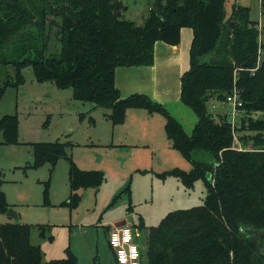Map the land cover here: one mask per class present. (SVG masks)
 <instances>
[{"label": "trees", "instance_id": "obj_1", "mask_svg": "<svg viewBox=\"0 0 264 264\" xmlns=\"http://www.w3.org/2000/svg\"><path fill=\"white\" fill-rule=\"evenodd\" d=\"M227 4L151 0L139 25L123 18L122 0H0V63L15 67L0 94L7 85H19L21 69L29 65L36 80L70 87L73 99L108 109L112 124L123 122L127 108L160 113L171 146L191 168L173 167L158 176L173 175L186 188L203 181L201 204L173 209L147 227L144 264H264V42L258 40L257 21L249 17L250 6L233 0L228 10ZM259 4L264 12V0ZM182 27L192 31L189 66L179 78L180 102L195 115L189 131L163 104L140 92L122 95L114 83L117 66L151 64L154 42L179 43ZM234 91L244 113L239 125L226 113L215 116L207 104L213 95L225 100ZM252 112L263 115L253 118ZM238 130L255 133L237 135L240 148H233ZM0 131L3 144H18L17 115H1ZM29 144L32 166L68 160L69 193L61 204L69 208L78 204L79 189L97 187L104 179L101 170L73 162L69 141ZM1 182L4 212L8 204ZM138 227L145 228L141 218ZM29 235L27 223L0 222V264H43V252ZM45 264H77V259L67 247L63 258Z\"/></svg>", "mask_w": 264, "mask_h": 264}, {"label": "rangeland", "instance_id": "obj_2", "mask_svg": "<svg viewBox=\"0 0 264 264\" xmlns=\"http://www.w3.org/2000/svg\"><path fill=\"white\" fill-rule=\"evenodd\" d=\"M150 1L122 0L128 7L127 11H123V18L143 24ZM232 1L227 0L228 10ZM238 3L250 6L249 17L259 22L258 40L264 42V12H261L259 0H238ZM54 29L50 31V47L55 45ZM182 29V34L186 31L190 35L189 41L182 38V45L188 54L192 31L190 27ZM188 66L189 60L183 71ZM7 67V76L14 77L15 67L12 64H7ZM21 74L23 80L19 85H7L0 94V116L16 114L24 139L69 141L68 156L78 167L98 169L104 173L99 186L79 189L78 204L69 208L61 204L69 192L68 160L59 158L53 166L48 162L32 166L29 146L3 144L0 131L1 190L8 208L18 216L15 218L7 215L6 211H0V222L29 224L30 241L40 246L43 264L49 259L63 258L67 247L76 256L77 264H115L106 242V224L126 219L133 227L136 226L141 237H145L147 245L148 231L138 227L140 218L145 227L154 226L173 209L202 203L206 188L201 179L186 188L173 175L165 178L158 176L173 167L191 168L190 161L178 150L170 146L158 152L149 145L141 144L120 147L119 135H124L126 131L132 137L140 135L142 130L112 124L106 117L108 109L92 107L89 102L73 99L70 87L60 88L53 81L36 80L29 65L21 69ZM207 104L208 110L215 116L226 113L230 117V105L226 100H216L213 95ZM181 109L171 107L189 131L195 115L182 103ZM130 111H140L148 119L151 117L146 110ZM242 114L240 110L235 113L234 124L239 125ZM251 114L253 118L263 115L262 112ZM160 115L155 114L162 117ZM254 133L238 130L236 140L239 142L237 135ZM40 226L44 227L43 235L40 234Z\"/></svg>", "mask_w": 264, "mask_h": 264}, {"label": "crops", "instance_id": "obj_3", "mask_svg": "<svg viewBox=\"0 0 264 264\" xmlns=\"http://www.w3.org/2000/svg\"><path fill=\"white\" fill-rule=\"evenodd\" d=\"M127 9L128 7L124 5L121 12L122 15L123 11H127ZM182 30L183 29L181 28V32H184ZM181 32L180 41L177 44H167L161 40H156L154 42L153 62L151 64L117 66L115 68L114 83L122 95H128L133 92L147 94L151 99L167 107L173 115L175 114L173 113V110H171V107H175L177 110L181 109V102L179 99V78L184 67L188 65L189 60V55L186 53L185 47L182 45V38H184V40H187V38L188 41L190 40L189 33L185 31V33L182 34ZM7 68V64L0 63V86L9 73ZM132 109L145 110L143 108H127L123 122L119 123L117 126H123L125 129L126 127L133 129L140 128L142 130L140 131L141 134H134L131 137L128 136L125 131L124 135H119L120 140H118V146L127 148L128 146L133 147L137 144H141L142 146L149 145L153 147V150H158V152L171 146L170 140H168V137H165V118L163 115H160L162 117H158L155 116V114L160 113L153 112L148 119L143 113H139L140 111H130ZM137 116H142L143 118H137ZM192 121L194 123L195 119ZM18 131L19 143L12 145L19 146L20 144H25L30 148L29 142H31V140L22 137L19 123ZM237 143L240 145V142ZM29 155L31 157L30 150ZM129 210H132V208ZM117 221L119 220H114L112 225L106 224V228H110ZM145 229H147V227H145Z\"/></svg>", "mask_w": 264, "mask_h": 264}, {"label": "built area", "instance_id": "obj_4", "mask_svg": "<svg viewBox=\"0 0 264 264\" xmlns=\"http://www.w3.org/2000/svg\"><path fill=\"white\" fill-rule=\"evenodd\" d=\"M238 2V0H235ZM258 24V23H257ZM226 102L230 105V112L228 120L234 124L235 121V113L239 110L238 106L241 105V100L237 96V93L234 91L226 96ZM234 140L237 142L236 137ZM238 148L240 145L238 144ZM130 228L132 233V239L125 241L124 240V229ZM116 234L118 236V240L114 245L112 243V236ZM145 237H141L140 233L137 231L136 226H132L130 223L126 222L125 224L118 226H111L106 235V242L108 247L111 249L113 253V260L115 264H120V252L123 250L125 255V264H144L143 261V249L145 247ZM135 244L137 246V252L139 255L133 257L131 253V245Z\"/></svg>", "mask_w": 264, "mask_h": 264}, {"label": "clouds", "instance_id": "obj_5", "mask_svg": "<svg viewBox=\"0 0 264 264\" xmlns=\"http://www.w3.org/2000/svg\"><path fill=\"white\" fill-rule=\"evenodd\" d=\"M131 239H132L131 229L130 228L124 229V240L128 241ZM117 240H118V236L116 234H113L112 243L114 245L116 244ZM131 253L133 257L139 255V253L137 252V246L135 244L131 245ZM119 258H120V264H125V255L123 250L120 252Z\"/></svg>", "mask_w": 264, "mask_h": 264}, {"label": "water", "instance_id": "obj_6", "mask_svg": "<svg viewBox=\"0 0 264 264\" xmlns=\"http://www.w3.org/2000/svg\"><path fill=\"white\" fill-rule=\"evenodd\" d=\"M233 148H238V143L235 140H233ZM6 213H7V215H10L12 217H15V218L18 217L16 212L11 208H7ZM125 223H126V219H121V220L115 222L113 225L118 226V225H122Z\"/></svg>", "mask_w": 264, "mask_h": 264}]
</instances>
